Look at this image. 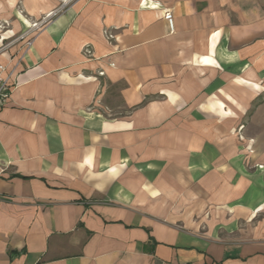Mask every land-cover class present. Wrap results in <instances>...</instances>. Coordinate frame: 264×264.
Here are the masks:
<instances>
[{"label":"crops","instance_id":"1","mask_svg":"<svg viewBox=\"0 0 264 264\" xmlns=\"http://www.w3.org/2000/svg\"><path fill=\"white\" fill-rule=\"evenodd\" d=\"M60 8L0 0V264H264V0Z\"/></svg>","mask_w":264,"mask_h":264},{"label":"built area","instance_id":"2","mask_svg":"<svg viewBox=\"0 0 264 264\" xmlns=\"http://www.w3.org/2000/svg\"><path fill=\"white\" fill-rule=\"evenodd\" d=\"M74 1H76V0H60L61 8L57 12L61 11L62 9H66L70 4L74 3ZM86 1H91V0H86ZM57 12L46 15L42 20H40L38 22H33V23L29 24L28 31L40 29ZM164 19L167 21L169 28L172 30L173 29L172 15L169 12H166L164 14ZM0 28H1V25H0ZM24 35H25V33H23L22 35H20L16 38L20 39V37H24ZM8 44L2 46L1 48H6L8 46ZM27 47L28 48L31 47V42H27ZM3 72H4V68L2 66H0V107L4 106L7 103V100L9 99V95H10V88H9V84H8V79L3 76ZM98 75L103 76L104 73L99 72Z\"/></svg>","mask_w":264,"mask_h":264}]
</instances>
